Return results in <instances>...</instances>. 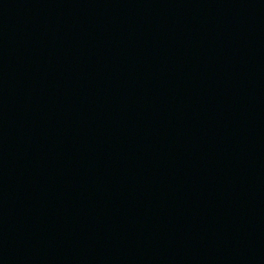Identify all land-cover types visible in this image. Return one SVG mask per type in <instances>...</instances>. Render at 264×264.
I'll use <instances>...</instances> for the list:
<instances>
[{
    "label": "water",
    "instance_id": "obj_1",
    "mask_svg": "<svg viewBox=\"0 0 264 264\" xmlns=\"http://www.w3.org/2000/svg\"><path fill=\"white\" fill-rule=\"evenodd\" d=\"M0 264H264V0H0Z\"/></svg>",
    "mask_w": 264,
    "mask_h": 264
}]
</instances>
